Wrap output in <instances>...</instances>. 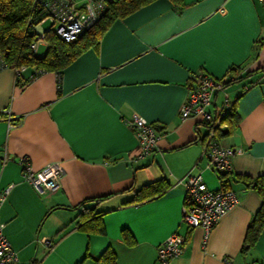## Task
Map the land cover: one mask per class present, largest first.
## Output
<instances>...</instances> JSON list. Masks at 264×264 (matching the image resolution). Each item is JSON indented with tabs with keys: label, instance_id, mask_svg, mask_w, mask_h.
<instances>
[{
	"label": "crops",
	"instance_id": "1",
	"mask_svg": "<svg viewBox=\"0 0 264 264\" xmlns=\"http://www.w3.org/2000/svg\"><path fill=\"white\" fill-rule=\"evenodd\" d=\"M46 48L47 42L40 43L35 55ZM263 68L260 0H154L114 20L96 46L60 72L25 66L17 79L14 68L2 69L0 190L12 187L0 220L16 264H96L107 249L115 264H164L157 247L173 232L186 242L166 264H224V258L264 263V226L244 249L262 200L242 181L264 175ZM201 72L240 77L225 86L234 116L230 132L220 137L222 145L241 150L227 176L238 203L206 239L202 228L183 221L185 189L179 182L200 174L208 188H219V174L203 154L206 125L198 116L179 115L187 86ZM134 113L158 134L146 155L125 124ZM21 157L35 170L59 163V188L39 194L23 181ZM157 181L159 192L141 191ZM85 207L100 214L103 232L79 228ZM42 237L51 239L50 248L38 242Z\"/></svg>",
	"mask_w": 264,
	"mask_h": 264
},
{
	"label": "built area",
	"instance_id": "2",
	"mask_svg": "<svg viewBox=\"0 0 264 264\" xmlns=\"http://www.w3.org/2000/svg\"><path fill=\"white\" fill-rule=\"evenodd\" d=\"M111 0H33L34 5L41 11L37 20L29 19L31 35L34 36L30 49L35 54L40 43H46L47 32L54 33L66 42L76 40L101 18ZM264 7V0H260ZM48 23L47 27L43 25ZM8 65L0 56V71ZM13 68V67H12ZM24 65L15 67L17 78L20 76ZM239 75L227 74L216 78L208 73L201 72L195 75L193 82L187 86V97L181 104L179 115L181 119L198 116L206 125L207 132L203 139V154L207 158L208 166L218 174L229 173L232 170V157L241 153L221 144L217 136L226 124L222 118L229 112L233 105L230 96L224 92L228 82ZM223 92L221 105L213 109L215 97ZM125 124L132 131L141 154L146 155L156 147L158 134L153 124L134 113L126 120ZM21 167L22 180L29 183L39 194L54 191L60 186L64 170L59 163H48L39 170L33 169L27 157L18 161ZM219 188L210 189L204 183L200 174L188 173L179 182L185 189L188 206L183 209V221L190 227H200L206 239L211 229L219 220L238 203L234 191L224 186L225 179L219 178ZM12 185L0 190V207L5 201ZM4 224L0 220V264H16L18 256L10 242L3 234ZM38 242L44 249L52 246L51 239L42 237ZM186 237L178 232L171 233L158 247L157 259L161 263H168L178 257L183 250ZM224 264H232L229 259H223ZM264 264V263H260Z\"/></svg>",
	"mask_w": 264,
	"mask_h": 264
},
{
	"label": "trees",
	"instance_id": "3",
	"mask_svg": "<svg viewBox=\"0 0 264 264\" xmlns=\"http://www.w3.org/2000/svg\"><path fill=\"white\" fill-rule=\"evenodd\" d=\"M152 1L154 0H111L97 23L76 40L66 42L58 38L54 33L47 32L45 35L47 42L46 52L43 56L39 57L30 49V43L33 41L34 36L31 35L27 22L29 19L37 20L42 14L41 11L34 5L33 0H0V56L13 68L24 65L41 71L60 72L87 48L96 46L104 31L114 20L123 18ZM170 1L174 3L180 2V0ZM239 78L237 77L227 84ZM233 116L234 103L229 112L222 118L226 127L218 131V137H222L230 132L229 124ZM227 176L228 173L219 174V178L225 179L224 186L226 188H228L229 184ZM242 181L247 186L254 188L262 200L259 210L248 225L244 240L245 249L255 244L264 226V175L256 178L243 177ZM159 184L160 181L150 183L142 188L141 191L147 192V195L151 196L154 194V191L159 192ZM152 187H154V190H151ZM144 189L146 190L144 191ZM187 206L188 200L185 197V207ZM78 225L79 228L92 227L93 229L97 227L96 230L98 232L104 231L103 225L100 222V214L94 212L89 207H85L84 211L79 213ZM96 264H115V255L107 249L96 260Z\"/></svg>",
	"mask_w": 264,
	"mask_h": 264
},
{
	"label": "rangeland",
	"instance_id": "4",
	"mask_svg": "<svg viewBox=\"0 0 264 264\" xmlns=\"http://www.w3.org/2000/svg\"><path fill=\"white\" fill-rule=\"evenodd\" d=\"M43 26H44V27H47V26H48V23H45ZM38 55H39V52H38Z\"/></svg>",
	"mask_w": 264,
	"mask_h": 264
}]
</instances>
